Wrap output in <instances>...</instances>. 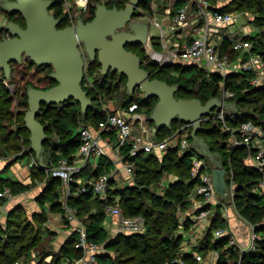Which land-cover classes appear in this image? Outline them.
I'll return each instance as SVG.
<instances>
[{
    "label": "trees",
    "instance_id": "16d2710c",
    "mask_svg": "<svg viewBox=\"0 0 264 264\" xmlns=\"http://www.w3.org/2000/svg\"><path fill=\"white\" fill-rule=\"evenodd\" d=\"M52 1L53 16L58 20L57 29L69 27L70 17L63 11L62 0ZM209 1L216 10L232 12V10L226 8V5L218 6L213 0ZM124 2H127V0H111L103 3V5L108 8L116 7L117 9H122L124 6L120 7L119 4ZM141 2L147 3L149 0H140L139 4ZM180 5V0H174L170 15H174ZM97 6L96 4H90L87 11L79 13L81 15H79L80 19L76 20H81L83 23L91 21ZM236 8L237 10H245L254 14L251 22L259 30L255 35H247L244 38L252 42V52L259 54L264 60V0H240ZM0 12L4 14L8 23L13 22L25 28L26 24L21 14L10 13L3 6L1 0ZM145 23L149 27V22ZM7 35L11 37V33L5 27L3 34L0 36V41L6 39ZM144 45L141 43L127 44L125 49H129L127 51H131V48L138 50L136 53L134 51L131 52L140 58V67L148 73L150 80L158 79L165 81L169 85L177 86L175 93L177 100L198 99L202 104H205L211 98L219 99L221 75L216 72L206 71L193 64L160 66L148 60ZM218 50L220 53L226 52L232 57L237 56L227 38L218 43ZM31 67L34 68V71L30 74ZM52 68L51 65L38 66L28 56L23 55L19 63H10L8 77L3 72L0 73V147H2L0 151L9 149L15 154L21 151L20 155H16L9 161L6 160L5 170L10 169L11 165L20 160H28L30 158L29 155L35 158L39 166L30 167L31 184L24 185L19 181L12 180L10 177L4 178L0 176V188L9 187L14 195L29 189L33 185L34 179L38 175L37 173H42L40 170H45L42 169L43 167L50 168L60 158H66L68 161L73 160L74 153L80 144L79 128L88 126L96 129L98 123L104 118L105 111H108L100 108L102 104L100 100L104 95L111 96L110 89L112 87L110 85L104 86L107 78L111 74H115V72L123 79L127 97L119 101L118 109L109 112L128 110L130 105L135 104V113L145 116V121L149 128V137L154 142L168 138L184 122L176 116L168 125L162 128L156 127L150 116L158 99L145 98L139 88H135L130 92L126 85L127 78L117 70H109L106 75H102L100 64L97 57H95L94 59H89L87 69V74L92 77L94 86L92 88L85 87L84 76L81 82L82 89L91 100L90 106L85 111L82 110L80 103L74 99H69L60 104H41L36 120L44 127L46 139L42 143V152L38 157L31 148L30 137L23 140L14 137L7 128L12 127L11 125L15 123L18 130L29 131L25 126L24 120L26 110H28L27 91L30 88L47 90L57 85V81L51 76ZM192 69L195 72L186 77L185 75ZM45 70L46 72L43 73ZM96 70L97 75H95ZM40 72L43 74L40 75ZM16 74L19 75V79ZM37 75L39 78L35 79ZM253 76L254 74L245 72L231 73L226 76L224 83L226 87L234 92V96L224 103L226 125L235 129L244 122H252L254 125L260 126L264 132V86L255 87L250 85L249 81ZM4 82L12 84L13 90H9ZM20 83L23 84L22 88L19 87ZM116 86L115 88H117ZM16 95L18 98H13ZM247 104L253 106L246 107ZM11 107L17 109L15 114L12 111L13 109H10ZM133 126V135H135L140 131L138 121H134ZM104 134L110 135L111 140L117 146L118 137L114 130ZM24 141L28 142L27 147L24 146ZM187 142L188 149L182 153H180V148L176 147L167 149L161 155L139 153L136 157L130 158L134 162L133 185L123 188H112L110 179L106 200L93 195L91 191L78 193V195L68 199L67 203L75 209L76 216L82 220L88 240L104 246V252L98 256L100 264H164L166 261L175 258H178L183 264H196L195 252L205 257L209 252L214 251L219 253L216 264L235 263L240 256L241 264H264V193L256 191L257 184L261 180V174L246 164L248 149L245 146L233 148L232 134L230 131L225 130L220 122L202 124L201 129L195 134L190 130ZM23 149L27 150L29 155L22 153ZM46 149L50 151L48 161L45 159L46 155H48ZM128 149L129 142L119 148L120 154L124 159H129L128 156H125ZM192 156L202 159L209 168H224L226 181L230 173L234 175L236 182L235 200L240 215L253 225L261 223L255 227V232L260 234L261 239L256 242L253 250L240 255L238 250L227 246V237L213 239L214 232L218 228L226 227V223L224 219H221L218 210H215L211 216L210 225L205 230L204 236L197 246L192 247L188 252L181 251L182 235L172 236L165 233L167 230L165 226L168 224L172 223L173 226L171 228L177 229L179 220L175 218L171 221L173 215L163 213L162 210H166L172 205L176 208L184 209L190 206L188 198L198 183V179L193 178L190 173ZM110 167L111 162L109 160L99 157L95 169L91 167L88 161L76 177L81 178L82 182L87 184L100 175L108 174V171L111 170ZM170 173L176 175L178 181L170 184L164 190V197L162 198L151 194L148 198L150 205H147L143 199L146 195L145 187L157 183L165 174ZM46 178V185L51 182H55L57 186L62 185L61 179L52 177L48 173ZM54 196L55 198L46 193L44 198L40 197L41 200L39 202L43 203L46 199H49L58 206L59 212L64 213L65 210L62 201H60V192L58 191V197H56V194ZM109 205H118L124 217L142 215L146 221L145 232L141 234L119 233L110 237L104 226V220L106 219L105 208ZM211 206L206 204L204 208ZM23 211L25 210L21 205H16L6 215V225L2 229L3 236L0 237V242H2V245H0V264H17V261L22 256L26 257L31 250L37 248L41 243L39 229L41 224L46 221V215L41 211L36 212L32 215L31 220L26 221L22 215ZM50 211L56 212L57 210L54 208ZM189 222L190 220L186 218L184 221L186 227H188ZM76 241L77 234L73 232L59 250L58 255H52V259L48 263L41 259L37 264H56L58 261L61 262L63 258H68L72 261L77 259L81 253L76 248Z\"/></svg>",
    "mask_w": 264,
    "mask_h": 264
},
{
    "label": "built area",
    "instance_id": "2783aa9c",
    "mask_svg": "<svg viewBox=\"0 0 264 264\" xmlns=\"http://www.w3.org/2000/svg\"><path fill=\"white\" fill-rule=\"evenodd\" d=\"M1 1L4 6V3L17 0ZM108 1L111 0H62V8L70 17V26H75L77 20L72 19L71 10L73 7H77L79 13H85L90 4L101 5ZM180 1L181 5L174 15H170V10H166L169 17V26L166 31L183 40L170 44L165 43L164 41L169 40L168 38L166 39L164 28L158 26L160 30L159 39L161 40L160 48L153 47L149 39H147L144 45L147 58L160 66L193 64L206 71L216 72L221 75L222 81L218 100L222 102V106L202 116L200 125L220 122L225 130L231 132L233 148L245 146L248 149L249 156L246 159V164L261 174V180L257 184L256 191L264 193V132L260 126L254 125L252 122H244L235 129L230 128L226 125L224 108L225 101L234 96V92L226 87L224 83L226 76L231 73H252L254 76L249 81L250 85L255 87L264 86V60L259 54L252 52L253 44L244 38L248 35L247 32L238 29V19L233 12L216 10L212 7L209 0ZM0 19H6L1 12ZM7 38H9L8 35ZM224 38H227L231 43L232 50L237 54L236 57H232L226 52H219L218 43ZM77 48L83 60L84 86L92 88L94 86L93 79L87 74L88 54L81 42L78 43ZM7 84L8 88L13 90V85ZM135 109L136 105L132 104L128 107V110H117L114 113L105 111L104 118L98 123L96 129L81 126L79 128L80 144L74 153L73 160L68 161L66 158H60L55 165L47 169V172L52 177L61 179L64 184L65 200L63 201V208L68 221L77 219L75 209L67 203L70 197L88 191H91L93 195L102 200H106L108 197L107 191L112 175H100L87 184L82 182L81 178L76 177L91 158H99L105 155V145L110 141L109 136L104 134L105 132L114 130L117 133L118 144L116 147L118 151L116 158L123 163L127 177H131L134 168V162L130 158L136 157L139 153L161 155L169 148L179 147L183 151L188 149L187 136L190 130H193V123L183 122L178 130L168 138L154 142L149 137V128L145 121V116L135 113ZM134 121H138L140 128V131L135 135H133ZM127 142H129V149L125 156H128L129 159H124L120 154L119 148ZM36 164L35 160L31 161L30 167ZM190 173L193 178L198 179V183L191 193L193 198H198L193 215L187 218L195 227L206 230L210 225L211 216L215 210L219 208L222 212L226 211L225 199L215 193L211 170L208 169L202 159L192 156ZM18 180L22 182L21 179ZM226 184L228 187L227 197L233 199L236 194V182L232 173L227 177ZM11 194L9 187L0 188V198L11 200ZM206 204L212 206L204 208ZM105 214L106 217L115 215L117 219L116 234H141L146 230V221L142 215L124 217L121 215L118 205L107 206ZM226 227L218 228L214 232V237L215 239L227 237V246L238 250L240 255L253 250L256 242L261 239V236L252 230L250 245L246 249H242V246L236 243V240ZM74 232L77 234L76 248L79 249L81 254L70 264H100L98 256L104 252L103 244L89 241L83 224L77 227ZM194 256L197 262L202 260L201 255L195 254ZM218 257L219 253L214 251L208 261L209 263L206 264H216ZM240 258L241 256L237 262L230 264H241ZM180 263L181 261L175 258L166 261L164 264Z\"/></svg>",
    "mask_w": 264,
    "mask_h": 264
},
{
    "label": "water",
    "instance_id": "95a60500",
    "mask_svg": "<svg viewBox=\"0 0 264 264\" xmlns=\"http://www.w3.org/2000/svg\"><path fill=\"white\" fill-rule=\"evenodd\" d=\"M140 0H127L123 9L98 5L91 21L77 20L75 26L57 29L58 20L49 13L52 0H17L4 3L10 13H19L25 21V28L10 22L6 27L11 37L0 41V73L6 77L10 73V63H19L22 56H28L36 65H51L52 78L57 85L40 90L27 91L28 110L25 126L30 131L31 148L40 156L42 143L46 139L44 127L36 120L42 103L60 104L69 99L78 101L83 111L91 104L87 93L82 89L83 60L77 45L81 42L89 59L97 57L100 72L106 75L109 70H117L127 78V89L132 92L139 88L145 98H157L151 120L162 128L178 116L180 120L193 123L192 133L201 129L200 118L222 102L217 98L202 104L198 99L175 98L177 86L165 81L150 80L148 73L140 67V58L125 49L127 44H145L148 37V24L131 21ZM130 23V31H121ZM224 168L211 171L213 188L216 194L226 199L228 187Z\"/></svg>",
    "mask_w": 264,
    "mask_h": 264
},
{
    "label": "rangeland",
    "instance_id": "374dc122",
    "mask_svg": "<svg viewBox=\"0 0 264 264\" xmlns=\"http://www.w3.org/2000/svg\"><path fill=\"white\" fill-rule=\"evenodd\" d=\"M213 1L218 6L226 5L227 9L232 10V12L236 15V17L238 19L239 26L245 25V29L247 30L248 35H255V33L258 32L259 29L257 27H255V25L251 22V20L254 18V14L249 12V11H245V10H237L236 7L238 6L240 0H213ZM172 3H173V0H149V2H147V3L141 2L138 5V7L135 9V14H134V17L132 18V21L149 22L148 36L157 37V35H159V33H160L159 27H163L164 33L165 32L167 33L166 29L169 26V21H168L169 17L166 13V9L171 10L169 8L172 7ZM126 4H127V2H124V3H120L119 5H120V7H122V6L125 7ZM163 12H164V14H163ZM49 13L51 15H53L54 8H50ZM71 13H72V19H80L79 18V15H80L79 9L77 7H73V9L71 10ZM151 19H152V21L150 22ZM7 23H8L7 19H0V31L5 30ZM3 31L0 32V36H1V34H3ZM121 31L129 32L130 31V23H127L124 26L123 30H121ZM127 50H129V49H127ZM131 51H134L136 53L138 50L131 48ZM14 69H15V67H14ZM52 70H53V68H52ZM33 71H34V68L31 67L29 73L31 74V73H33ZM44 72H46V70L43 71V73ZM194 72H195V70L192 69V70H190L189 73H187L188 75L186 74L185 76L189 77ZM43 73H41L40 75H42ZM38 75L36 76L35 79L39 78ZM95 75H97V70H96ZM16 77L19 79V75H17ZM5 85L8 88V86H7L8 84L5 83ZM108 85H110V87H112L110 89L111 96L104 95V97H102V99L100 100V102L102 103L100 105L101 106L100 108L111 111V110L118 109L119 103H120L119 101H121L122 99L127 97V92L125 90V85H123L122 77L116 72H115V74L113 73V74H111V76L109 78H107V82H106L104 87H107ZM115 85H117L116 86L117 88H115ZM22 86H23V84L20 83L19 87L22 88ZM13 98L17 99L18 96L16 95ZM252 106L253 105H251V106H249L248 104L246 105V107H252ZM254 106H255V104H254ZM12 107L10 109H13ZM12 111L15 114L17 109H13ZM126 116L128 117L127 114H126ZM4 124H5V122H4ZM5 125H7V124H5ZM11 126L12 127L7 128V129H8V131L12 132V136L17 137V138H21L22 140L30 137L29 131L23 132V130H18L16 128L17 126L15 123ZM263 138H264V136H263ZM111 142H113V144L115 143L112 140H111ZM27 145H28V142L24 141V146L27 147ZM0 148H2V147H0ZM23 150L24 151H22V153H26L27 155H29L27 150L26 151H25V149H23ZM0 152H1L0 153V159H1V161H0L1 166L0 167H3L2 168L3 171L1 172V176L4 178L12 177V173H13L16 181L21 182L20 180H18V179H21L22 184H24V185L31 184V177H30V172L28 171V169L30 170V162L34 161L35 158L33 156L29 155L30 158L28 160L24 159V160H20V161L14 163L10 167L11 168L10 171L12 172L11 173L9 171V169L5 170L6 160L9 161V160L13 159V157H15L16 155L17 156L20 155L21 151L18 154H15L13 151H10L9 149L8 150H1ZM49 152H50L49 149H46V153L48 154V155H46V158H45L46 161L49 160V154H50ZM182 152H183V150H180V153H182ZM248 156H247V158H248ZM21 163H23V164H21ZM36 163H37V161H36ZM20 165L23 168H21ZM34 167H39L38 163ZM36 169H39V168H36ZM42 169H45L43 171L40 170V172H42L43 174L39 173V172L37 173L38 175L36 176V179H34L33 185L30 186L31 188L29 187V189H27L23 192H20L17 195H14L13 193L11 194L12 198H13V200H11V202L9 200L0 198V211H2V212H0V225H1L0 237L3 236L2 229H4V227L6 225V223H5L6 219H7L6 215L9 212L8 207L13 208V206H11L13 204L12 201H17V203H15V204H18L21 201H23L24 203H27L25 201L26 199L31 200V197L32 198L35 197L37 205L39 206V210L43 214L46 215V221L43 224H41V227L39 229L40 230L39 233L41 235V243L36 248L38 251L37 254L32 253L33 251H35V249H33V250H31V252L26 257L22 256L21 259H19L17 261V264H37L38 263L37 259L39 261L41 259H44V261H46V258H47L46 256H48L49 253L53 252L52 248L54 247V244L60 241L57 237H55L53 235V234H55V232L51 231L54 228V226H51V221H52V224L57 220V218L58 219L61 218L64 221V213H62L61 211L59 212V210L57 209L58 206L56 204H54L52 201H50L49 199H46V201H44L43 203H40L39 201L41 200L40 197L42 196L44 198V195H46V193L48 195H52L53 198H55V196H54L55 194H56V197H58V191H59L60 192V201H62V204H63V201L65 200L64 184L62 182V185L60 184L57 186V185H55V182H51L49 185H46V183H47L46 174L47 173L49 174V172H47V169H49V168L43 167ZM208 169H210L212 171L213 168L208 167ZM112 171H113L112 168L110 171H108L109 172L108 174L112 175V179H111V187L112 188H115V187L123 188V187H126L128 185H133V174L129 178L128 177L125 178V177L121 176L122 173H118L115 177H113V175L115 173H113ZM24 173H25V176H27V178L29 177V179H27L28 182H26V183L23 182L26 180V179L24 180L23 176H22V174H24ZM28 174H29V176H28ZM177 181H178V177L176 175L170 173V174H165L164 177L160 181H158L157 183L152 184L148 187H145V189H146L145 194L146 195H145V198H143V199H144V201H146V204L150 205V201L148 200V198L150 197L151 194L158 195L161 198L164 197V195H163L164 190H166L170 184H174ZM18 195H21V196H18ZM22 196H24V197H22ZM190 196L191 197L188 198V200L190 201L189 202L190 206H188L187 209L186 208L185 209L179 208V207L176 208L175 206L172 205L168 209L162 210L163 213H167V214L170 213L169 215H173L171 218L172 219L171 221H173V219H175V218L179 220V226L177 229L171 228V226H173V224L171 223V224H168L165 226L167 229L165 233H167V235L170 234L172 236L182 235V237H183V243H182V247H181L182 252H188L192 247L197 246L198 242L204 236V232H205V230H202L200 228L195 227L190 222H189L188 227H186V225L184 224V221L186 220V218L193 215L194 210L196 208L195 205L197 204V198H195V197L193 198L192 194H190ZM235 197L236 196H234L233 199H231L230 197H226V199L224 201L225 202L224 205L226 207L225 212H222L219 208L217 210L220 212L221 219H224L226 226H227L226 228L231 233L232 237L236 240V243H238L240 246H242V249H246V247L249 246L251 243V231L253 230L255 232V227H257V225H259L261 223H259L257 225L256 224L253 225L252 223L247 222L239 213V209L236 205ZM51 202H52L53 206L51 205ZM21 207H23L25 210V211H23L24 213L22 214L24 219L26 221L31 220L32 215L34 213L32 214L30 212V209H29L30 207L27 206V208H26L25 205H21ZM54 208H56V210H57L56 212L50 211V210H53ZM121 215H122V212H121ZM49 216H50V218H49ZM53 218L56 220L53 221ZM231 219H235L237 222L239 221L241 224L243 223L245 225V227L247 228L248 238H247V244L245 243L246 244L245 246L242 245L241 243H239L236 235L233 233V230L231 229V227H229V225H233V223L230 222ZM106 222H107V218L104 221V225L106 224ZM57 224H58V222L56 223V225ZM105 227H107V226H105ZM35 231H37V230H35ZM107 231L109 232L110 237H113L115 235V234L111 233L112 229H110V230L107 229ZM45 236L46 237L50 236L49 238L51 241V246L53 243L52 248L51 247L48 248L46 246H43V248H41V244L43 243V245H44V242L46 241V238H44ZM68 238L66 240H63L62 241L63 243L62 242L61 243L64 244L65 242H67ZM214 238L215 237H213V239ZM0 245H2V242H0ZM0 249H1V247H0ZM57 251L58 250H56L54 252H57ZM58 254H59V252H57L56 255H58ZM195 254H199V253L195 252L194 255ZM53 255H55V254H53ZM199 255H201V254H199ZM212 255H213V252H209L205 257L201 256L202 260H200V262L198 261L199 263L196 260V264L209 263L208 261L211 259ZM41 256H42V258H41ZM32 261H35V262H32ZM56 264H64V263L58 261ZM180 264H183V263H180Z\"/></svg>",
    "mask_w": 264,
    "mask_h": 264
},
{
    "label": "crops",
    "instance_id": "0c3cea01",
    "mask_svg": "<svg viewBox=\"0 0 264 264\" xmlns=\"http://www.w3.org/2000/svg\"><path fill=\"white\" fill-rule=\"evenodd\" d=\"M173 2H174V0H173ZM169 9H171V8H169ZM163 14H164V12H163ZM151 21H152V19L150 20V22ZM168 21H169V19H168ZM238 29L247 32V30L245 29V25L239 26V24H238ZM167 38H168L169 41H164V42L165 43H169V44L172 43V42H175V41H180L181 42L183 40V39H179V37H176L175 35L169 33L168 31L166 33V39ZM147 39H149L150 44L153 47H155L157 49L160 48V42H161V40L159 39V35H157V37H155V36H148ZM146 42H147V40H146ZM108 136L110 138V135H108ZM117 151H118V148L116 147V144L115 143L113 144V142H111V138H110V141L108 142V144L105 145V155H103L101 157H104V158H106L107 160H109L111 162V168L113 170L112 172L115 173L113 177H115L118 173H122L121 176L127 178V173L124 170L123 163L116 158ZM89 162L91 164V167L93 169H95L96 166H97V163H98V158H91L89 160ZM21 164H23V163H21ZM0 168H1L0 169V176H1V172L3 171V169H2L3 167H0ZM21 168H23V167L21 166ZM10 169H9V171H10ZM22 176H23V179L24 180L26 179L23 182L24 183L28 182L27 179H29V178H27V176H25V173L22 174ZM10 178L12 180L16 181L15 176H14L13 173H12V177H10ZM18 196H21V195H18ZM22 197H24V196H22ZM33 198L31 197V200L26 199L25 201L27 203H24L23 201H21L18 204H15V203H17V201H12L13 204L11 206L15 207L16 205H19V204L20 205H25L26 208H27V206L30 207L29 209H30V212L32 214L33 213H36V212H40L39 206L37 205V202H36V198L35 197H33ZM11 200H13V198ZM11 200H9V201L11 202ZM11 209H12V207H8V210H11ZM0 212H2V211H0ZM64 217H65L64 218V221L61 218L60 219L57 218V220L53 218V221L56 220L53 224H52V221H51V226H54L53 230H51V231H54L55 232V234H53V235L55 237H57L60 241L57 242V243H55L54 244V247L52 248L53 243H52V246H51V241H50V238H49L50 236H48V237L45 236L44 238H46V241L44 242V245H43V243L41 244V248H43V246H46L48 248L51 247L52 248V251H53L48 256H46L47 257L46 258V261H45L46 263H48L51 260L53 254L56 255L57 252H59V250L62 248V246H63V244H62L63 242L62 241L63 240H66L75 231V229L77 227H79L81 224H83L82 223V220L79 219L78 217L74 221H68L66 219L65 211H64ZM49 218H50V216H49ZM106 218H107V222H106V224L104 226H107L106 228L109 229V230L112 229V232L111 233L116 234L117 233V219H116L115 215H113V216L111 215V216H108ZM57 222H58V224L56 225ZM230 222L233 223V225H229V227H231V229L233 230V233L236 235L237 240L239 241V243H241L242 245L245 246L247 244V238H248V230H247V228L245 227V225L243 223L241 224L239 221L237 222L235 219H231ZM56 250H58V251L57 252H54ZM37 252L38 251L35 248V251H33L32 253L37 254ZM38 261L39 260L37 259V262ZM71 261L72 260H69L68 258H63L61 262H63L64 264H70ZM32 262H35V261H32Z\"/></svg>",
    "mask_w": 264,
    "mask_h": 264
}]
</instances>
